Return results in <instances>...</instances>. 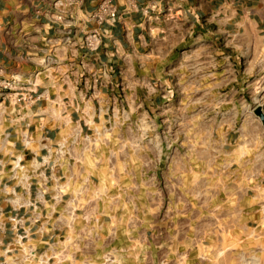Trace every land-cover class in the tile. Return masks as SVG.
<instances>
[{
  "label": "crops",
  "instance_id": "crops-1",
  "mask_svg": "<svg viewBox=\"0 0 264 264\" xmlns=\"http://www.w3.org/2000/svg\"><path fill=\"white\" fill-rule=\"evenodd\" d=\"M56 1L0 0V79L15 81L10 95L0 93V178L8 180L12 161L23 157L31 182L23 199L34 200L41 186L34 160L53 150L62 181L44 183L39 217L57 225L60 251L77 254L62 264H106L107 255L117 264H142L138 221L90 206L94 155L103 145L141 142V115L157 108V81L167 92L176 63L183 78H197L188 102L182 95V110L213 116L199 114L194 124L214 128L215 137L226 128L229 154H245L238 169L245 182L230 189V237L264 238V121L256 113L264 115V0H113L119 20L101 28L91 17L103 0ZM93 30L106 35L90 51L83 41ZM28 91L40 97L15 102ZM37 243L45 248L47 240ZM260 254L257 264H264V248Z\"/></svg>",
  "mask_w": 264,
  "mask_h": 264
},
{
  "label": "rangeland",
  "instance_id": "rangeland-1",
  "mask_svg": "<svg viewBox=\"0 0 264 264\" xmlns=\"http://www.w3.org/2000/svg\"><path fill=\"white\" fill-rule=\"evenodd\" d=\"M174 67L169 92L159 79L161 101L151 114L141 115V142L103 145V154L94 155L96 197L90 206L95 205V214H122L138 221L142 264H257L264 238L230 237L236 226L230 221V189L245 182L238 171L245 154H229L226 128H219L215 137L214 128L195 126L199 114L213 116L182 110V95L188 102L197 78H187V73L183 78L181 64ZM197 96L191 94V101ZM156 245L158 252L151 253ZM253 248L259 251L255 256ZM113 257L106 264H117Z\"/></svg>",
  "mask_w": 264,
  "mask_h": 264
},
{
  "label": "built area",
  "instance_id": "built-area-1",
  "mask_svg": "<svg viewBox=\"0 0 264 264\" xmlns=\"http://www.w3.org/2000/svg\"><path fill=\"white\" fill-rule=\"evenodd\" d=\"M60 0H57L58 3ZM56 3V4H57ZM119 11L113 0H103L92 13V19L101 28L103 25H115L119 20ZM106 32L91 31L84 38V46L90 50H98ZM15 88V81L6 78L0 79V93L3 96L11 94ZM28 91L17 96L16 103L28 104L39 98ZM23 126L29 127L26 122ZM31 143V137L25 136V147ZM47 153L41 160H34L39 167L38 177L41 180L40 189L36 191L35 199L24 201V195L29 192L31 182L27 174L28 168L23 157H16L11 164V177L8 180L0 178V264H62L66 260L74 262L76 253L68 247L60 251L59 242L55 240L54 231L58 229L51 223V218L39 217V208L44 202L45 182L53 181L58 184L62 181L58 173L59 165L53 160V150L46 149ZM64 153V149H61ZM61 156V154H56ZM64 155V154H63ZM2 165V164H1ZM1 177V175H0ZM21 180L18 184L17 181ZM28 187H27V185ZM20 190H24L21 193ZM30 193V192H29ZM37 239L47 240L45 248H40ZM70 250V251H69ZM69 256V257H67ZM112 256H105L109 262ZM112 261H114L112 259Z\"/></svg>",
  "mask_w": 264,
  "mask_h": 264
},
{
  "label": "water",
  "instance_id": "water-1",
  "mask_svg": "<svg viewBox=\"0 0 264 264\" xmlns=\"http://www.w3.org/2000/svg\"><path fill=\"white\" fill-rule=\"evenodd\" d=\"M256 113H257V115H259V116L263 119V121H264V115H263L262 110H261L260 108L257 109Z\"/></svg>",
  "mask_w": 264,
  "mask_h": 264
}]
</instances>
